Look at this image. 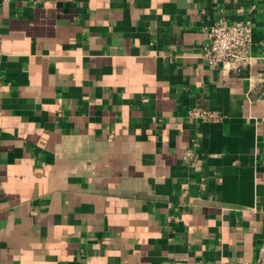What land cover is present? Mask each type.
I'll return each instance as SVG.
<instances>
[{
    "label": "crops",
    "instance_id": "obj_1",
    "mask_svg": "<svg viewBox=\"0 0 264 264\" xmlns=\"http://www.w3.org/2000/svg\"><path fill=\"white\" fill-rule=\"evenodd\" d=\"M220 16L252 26L240 72L200 56ZM242 262L264 264V0H0V264Z\"/></svg>",
    "mask_w": 264,
    "mask_h": 264
},
{
    "label": "built area",
    "instance_id": "obj_2",
    "mask_svg": "<svg viewBox=\"0 0 264 264\" xmlns=\"http://www.w3.org/2000/svg\"><path fill=\"white\" fill-rule=\"evenodd\" d=\"M208 41L202 46L200 56L211 67L228 64L235 72L249 66L255 59L252 53V26L249 21H228L220 16L207 28ZM189 117L201 120H216L219 115L209 110H190ZM194 144H196L194 142ZM195 154L192 149L185 152L183 160L192 164ZM241 264H258L242 262Z\"/></svg>",
    "mask_w": 264,
    "mask_h": 264
}]
</instances>
